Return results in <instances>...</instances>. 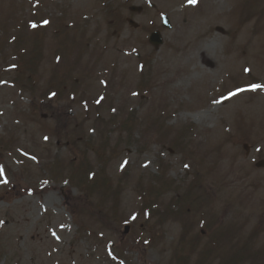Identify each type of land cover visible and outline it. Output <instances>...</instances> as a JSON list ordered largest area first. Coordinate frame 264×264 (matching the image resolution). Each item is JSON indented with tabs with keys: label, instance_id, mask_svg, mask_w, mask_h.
Returning a JSON list of instances; mask_svg holds the SVG:
<instances>
[{
	"label": "rangeland",
	"instance_id": "obj_1",
	"mask_svg": "<svg viewBox=\"0 0 264 264\" xmlns=\"http://www.w3.org/2000/svg\"><path fill=\"white\" fill-rule=\"evenodd\" d=\"M262 161L264 0H0V264H264Z\"/></svg>",
	"mask_w": 264,
	"mask_h": 264
},
{
	"label": "water",
	"instance_id": "obj_2",
	"mask_svg": "<svg viewBox=\"0 0 264 264\" xmlns=\"http://www.w3.org/2000/svg\"><path fill=\"white\" fill-rule=\"evenodd\" d=\"M130 11L139 13L140 9H138V8H130ZM162 19H163L164 27L169 28V24H168V20H167L166 16H163ZM127 22L129 24V26H131L133 28H136V25L132 21L128 20ZM149 43L154 47L155 50L158 49V47L162 44V41H161V38H160V35H159L158 32L153 33L149 37ZM256 167L263 168L264 167V162L258 163L256 165ZM126 233H127V228H124V234H126Z\"/></svg>",
	"mask_w": 264,
	"mask_h": 264
},
{
	"label": "snow or ice",
	"instance_id": "obj_3",
	"mask_svg": "<svg viewBox=\"0 0 264 264\" xmlns=\"http://www.w3.org/2000/svg\"><path fill=\"white\" fill-rule=\"evenodd\" d=\"M191 3H195V0H190ZM48 22L45 21V24H47ZM34 26V25H33ZM261 86L260 85H253V89L252 90H255L257 88H260Z\"/></svg>",
	"mask_w": 264,
	"mask_h": 264
}]
</instances>
